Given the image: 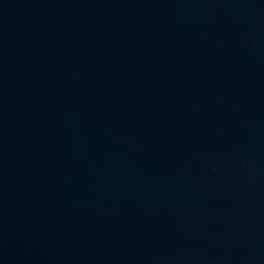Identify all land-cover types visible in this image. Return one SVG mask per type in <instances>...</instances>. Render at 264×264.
Returning a JSON list of instances; mask_svg holds the SVG:
<instances>
[{
	"label": "water",
	"instance_id": "95a60500",
	"mask_svg": "<svg viewBox=\"0 0 264 264\" xmlns=\"http://www.w3.org/2000/svg\"><path fill=\"white\" fill-rule=\"evenodd\" d=\"M0 264H264V0H0Z\"/></svg>",
	"mask_w": 264,
	"mask_h": 264
}]
</instances>
